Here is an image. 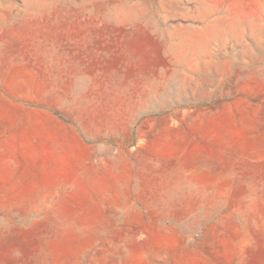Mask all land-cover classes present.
Wrapping results in <instances>:
<instances>
[{"label": "rangeland", "instance_id": "obj_1", "mask_svg": "<svg viewBox=\"0 0 264 264\" xmlns=\"http://www.w3.org/2000/svg\"><path fill=\"white\" fill-rule=\"evenodd\" d=\"M0 264H264V0H0Z\"/></svg>", "mask_w": 264, "mask_h": 264}, {"label": "bare ground", "instance_id": "obj_2", "mask_svg": "<svg viewBox=\"0 0 264 264\" xmlns=\"http://www.w3.org/2000/svg\"><path fill=\"white\" fill-rule=\"evenodd\" d=\"M17 140V139H16Z\"/></svg>", "mask_w": 264, "mask_h": 264}]
</instances>
